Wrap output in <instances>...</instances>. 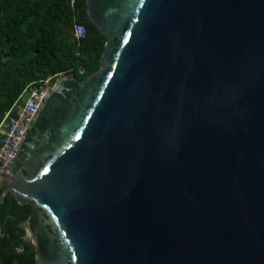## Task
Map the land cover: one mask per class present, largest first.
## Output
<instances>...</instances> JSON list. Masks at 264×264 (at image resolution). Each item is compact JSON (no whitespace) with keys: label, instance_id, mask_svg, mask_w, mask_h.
<instances>
[{"label":"water","instance_id":"obj_1","mask_svg":"<svg viewBox=\"0 0 264 264\" xmlns=\"http://www.w3.org/2000/svg\"><path fill=\"white\" fill-rule=\"evenodd\" d=\"M84 15L98 68L56 76L0 174L36 264H264V0Z\"/></svg>","mask_w":264,"mask_h":264},{"label":"trees","instance_id":"obj_2","mask_svg":"<svg viewBox=\"0 0 264 264\" xmlns=\"http://www.w3.org/2000/svg\"><path fill=\"white\" fill-rule=\"evenodd\" d=\"M84 11L85 0H0V119L30 82L48 76L54 82L60 73L82 80L98 68L106 36ZM75 23L86 30L79 40ZM31 213L0 187V264H36L34 248L21 238L20 225Z\"/></svg>","mask_w":264,"mask_h":264},{"label":"built area","instance_id":"obj_3","mask_svg":"<svg viewBox=\"0 0 264 264\" xmlns=\"http://www.w3.org/2000/svg\"><path fill=\"white\" fill-rule=\"evenodd\" d=\"M82 24L73 25V37L77 40L85 35ZM78 74L84 68H78ZM52 76L26 85L23 92L3 112L0 119V174L8 173V164L47 94L52 89ZM4 195V193H3Z\"/></svg>","mask_w":264,"mask_h":264},{"label":"snow or ice","instance_id":"obj_4","mask_svg":"<svg viewBox=\"0 0 264 264\" xmlns=\"http://www.w3.org/2000/svg\"><path fill=\"white\" fill-rule=\"evenodd\" d=\"M45 171H47V169H45Z\"/></svg>","mask_w":264,"mask_h":264}]
</instances>
